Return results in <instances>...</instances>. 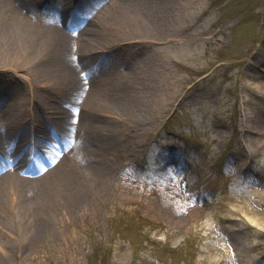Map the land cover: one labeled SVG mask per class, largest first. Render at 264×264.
I'll use <instances>...</instances> for the list:
<instances>
[{"label": "rangeland", "instance_id": "1", "mask_svg": "<svg viewBox=\"0 0 264 264\" xmlns=\"http://www.w3.org/2000/svg\"><path fill=\"white\" fill-rule=\"evenodd\" d=\"M17 1L71 35L90 28L74 64L83 79L121 85L125 76L130 110L114 104L122 117L88 116L107 129L89 126L87 137L114 140V154H104L115 163L111 183L81 212L55 204L50 232L32 243L20 232L24 218L0 216L1 227L17 228L0 235V264H264V222L246 218V210L264 217V87L254 88L264 86V0H67L63 22L56 0ZM32 63L0 54V117L44 123L72 97L45 87L51 56ZM17 125L0 166L19 147L22 175L43 169L30 121Z\"/></svg>", "mask_w": 264, "mask_h": 264}, {"label": "bare ground", "instance_id": "2", "mask_svg": "<svg viewBox=\"0 0 264 264\" xmlns=\"http://www.w3.org/2000/svg\"><path fill=\"white\" fill-rule=\"evenodd\" d=\"M5 1L8 5L3 10L0 8V54L5 58H30L33 59L32 64L51 56V70L54 75L45 87L61 88L66 95L72 94L61 108L55 107L51 113L45 114L44 123H34L31 117H0V149L11 145L10 137L17 123V126H23L30 121L31 134L36 135L35 142L39 144L37 153L42 155L44 152L46 156L43 169L39 165H30L27 168L28 174L22 175L20 171H25L26 167L23 162H16L20 148L14 147L10 157L15 158L12 161L10 158L6 159L0 168V216L9 217L15 224L24 218L26 224L20 232H24L26 242L32 243L50 232L48 215L55 204L60 205L63 211L81 212L88 204H93L92 201H95L97 195L113 180L115 163L106 156L114 154V140L110 138L105 143L99 142L98 139L93 141L87 137L85 130L91 126L88 117L91 113L93 115L102 112L105 116L115 114L116 117H122L121 113L113 112L114 104H117L116 109L123 114L128 112L129 92L125 76L121 77V85H115L105 79L98 80L95 74H88L83 79L79 73L74 58L79 49L90 45L92 37L86 36L91 35L90 28L85 30V35H71L54 20L37 17L35 10L24 5L25 3H18L17 0ZM54 4V16L57 20L65 21L70 12L66 9L67 0H56ZM74 10L77 13L81 7L74 6ZM168 14L166 12V15ZM120 15H124V12L121 11ZM72 16L75 17L74 12ZM104 76L108 81L115 78L111 73ZM261 87L264 86L259 83L254 85L256 89ZM112 90L126 92L113 94ZM110 96L115 97V100L109 98ZM20 111L15 110V116H18ZM60 111V117H51L53 114L59 115ZM46 123H53L56 128L50 124L46 129ZM100 125L96 121L93 122L91 128L96 130L95 135H98L97 130L107 129ZM40 133L44 138L38 136ZM60 141L69 144L71 159L62 158L61 154L57 153V150L64 147L61 144L59 146ZM246 212V218L251 224H263V215L252 210ZM16 231L17 228L12 230L0 226V235L3 237L16 236L13 235ZM4 246L0 241V247Z\"/></svg>", "mask_w": 264, "mask_h": 264}]
</instances>
